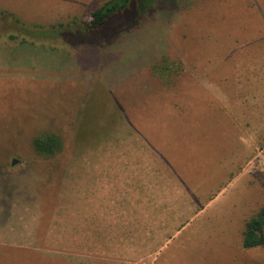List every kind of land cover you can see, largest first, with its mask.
I'll list each match as a JSON object with an SVG mask.
<instances>
[{"label":"rangeland","instance_id":"rangeland-1","mask_svg":"<svg viewBox=\"0 0 264 264\" xmlns=\"http://www.w3.org/2000/svg\"><path fill=\"white\" fill-rule=\"evenodd\" d=\"M107 1L0 0V264H79L46 244L64 164L87 184L81 159L107 158L182 188L145 264H264L242 245L264 206V0H134L87 30ZM43 133L59 154L34 151Z\"/></svg>","mask_w":264,"mask_h":264},{"label":"crops","instance_id":"crops-1","mask_svg":"<svg viewBox=\"0 0 264 264\" xmlns=\"http://www.w3.org/2000/svg\"><path fill=\"white\" fill-rule=\"evenodd\" d=\"M81 161L87 166L81 171L85 179L94 180L87 184L73 181L77 176L68 167L79 166V161H65V176H69V181L64 180L59 201L70 181L73 190L66 203L56 207L54 216L64 234L60 232L52 239L46 237V244L55 247L56 255L79 264H92L94 260L145 264L151 250L159 245L158 240L174 226L172 221L161 226L157 221L180 200V184L178 189L173 184L170 189L151 190L147 158ZM51 162L58 161L51 159Z\"/></svg>","mask_w":264,"mask_h":264},{"label":"trees","instance_id":"trees-1","mask_svg":"<svg viewBox=\"0 0 264 264\" xmlns=\"http://www.w3.org/2000/svg\"><path fill=\"white\" fill-rule=\"evenodd\" d=\"M133 1L134 0H108L100 7L91 11L89 14L90 21L85 22L84 27L87 28V30H95L107 23H113L111 19L123 12L125 8H129ZM155 68H157V66ZM169 68V66L161 64L157 70L166 72ZM32 146L38 155L53 157L62 151L63 145L59 136L53 133H43L32 139ZM242 236V245L244 248L264 247V206L246 221Z\"/></svg>","mask_w":264,"mask_h":264},{"label":"water","instance_id":"water-1","mask_svg":"<svg viewBox=\"0 0 264 264\" xmlns=\"http://www.w3.org/2000/svg\"><path fill=\"white\" fill-rule=\"evenodd\" d=\"M11 163H12V165H15L17 163V161L13 159V161Z\"/></svg>","mask_w":264,"mask_h":264}]
</instances>
